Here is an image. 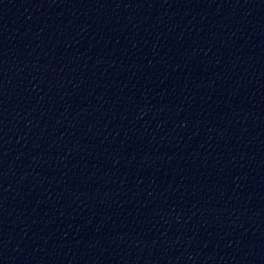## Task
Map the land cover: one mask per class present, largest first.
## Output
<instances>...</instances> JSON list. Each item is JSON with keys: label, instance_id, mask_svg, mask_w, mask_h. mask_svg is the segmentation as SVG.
Listing matches in <instances>:
<instances>
[{"label": "water", "instance_id": "obj_1", "mask_svg": "<svg viewBox=\"0 0 264 264\" xmlns=\"http://www.w3.org/2000/svg\"><path fill=\"white\" fill-rule=\"evenodd\" d=\"M0 264H264V0H0Z\"/></svg>", "mask_w": 264, "mask_h": 264}]
</instances>
